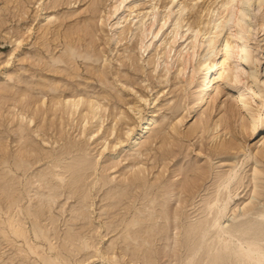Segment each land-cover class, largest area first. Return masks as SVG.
I'll use <instances>...</instances> for the list:
<instances>
[{
  "label": "rangeland",
  "instance_id": "obj_1",
  "mask_svg": "<svg viewBox=\"0 0 264 264\" xmlns=\"http://www.w3.org/2000/svg\"><path fill=\"white\" fill-rule=\"evenodd\" d=\"M91 1L92 0H63L58 7L51 8L52 0H0V95L2 92L8 91L6 95L12 96L10 93L11 90H26V92H29L30 96L38 100L36 105L31 104L29 109L26 108L24 110L19 104L22 103V101L15 103L14 100L11 99L2 104L3 100L0 96V107L1 104L3 107L0 110V114H3V116L0 117V122L5 123L4 126H0V137L3 143L5 142V157L1 159L3 162L0 165V176L4 175L3 179L7 180L6 186L11 185V182L13 181L16 182L13 186L19 188L22 197L19 196V202L12 206V212L9 211L10 209L6 202H0V264H106V262L107 264H143L142 259L137 258L136 256L134 257L133 250L136 246L135 241L129 243L126 242L125 239H129L131 232H135L141 223L144 225L156 223V226L154 227L158 228V224L161 223L159 218L152 222L147 221V218L149 217L148 215L152 212V208L149 206L158 199L159 190L168 184V181L166 180L177 178V176H173V172L180 166H186L187 161L192 164L198 162L209 170L210 177L208 183L205 185V187H209V191L203 190L200 192V195L193 200V205L186 208V211H188L186 212V215L181 216V221H178V228H167L166 232L169 240L158 241L156 245H154L156 247L152 257H155L157 248L164 252L172 250L173 247L176 246L174 240L181 236L180 231H182L183 227L187 226L190 222H195L199 219V216L196 215L199 212V209L203 208L201 207L202 200L206 199L210 194L209 192H211V183L214 181L216 173L225 171L230 165L237 163L238 172L242 175L244 174V179H242L240 187L236 191L233 192V190H231L230 207H228L227 214L223 219V225L229 226L232 224V222H234L231 220L233 213L241 212L243 206L253 199H255L256 202L260 201V204L258 205L259 208L264 207V199L257 198L252 192H250L252 189L250 178L251 168L254 166V148L256 145L261 144L264 137V127H261L260 125L258 126V130L254 137H252L244 132L243 134L241 133L242 130L239 121L235 122L236 125L233 123L234 128H237V130H235L236 138L238 140L237 142L243 148H241L242 150L240 149V151H231L230 153L223 155L211 154L210 151L207 150L209 147L207 144L215 142V140L219 139V136L225 135V137L228 138L229 134H224V130H221L217 134L215 129L210 128L211 130L204 134L203 142L205 143V148H203L199 142L201 135L199 133L189 141L183 140L182 142H178V146L172 148V150L178 151L176 158L171 159L170 156L166 154L167 156L164 160H160L159 162H156L157 165H154L155 158L161 157L160 155L162 153L158 147L162 141H167V145H164L162 148L167 152V150L171 149V143L169 142L177 136L171 130V126L176 123L179 118L184 117L182 123L178 124V127L180 128V131H185L196 122L203 119L205 113H200L196 116V113L190 112L191 100L196 92L195 83L193 82L190 86L186 85V78L179 74L178 61H176L174 67L169 71L166 70L162 59H160L161 63L158 68H156V65L153 63V61L156 60L154 57L155 49L160 50L161 47L163 48L165 43L169 41L175 22L171 21V24L169 23L167 25L168 28L163 36L164 38L162 37L160 40H157L158 42L156 41L154 43L153 48L143 54L139 51L138 45H135L136 35L138 33L136 27L139 25L138 21L140 20L141 15L137 17L134 16L140 11L142 13L150 11L151 6L159 8V12L163 16L167 11L165 6L167 5V7H169L171 5L170 7H174L173 10L175 13L180 9L181 13L179 18L181 21L180 23L183 26L181 30L185 29L191 22L197 21L198 27L204 31L209 27L207 22L212 9L222 15L227 13V10H224V8L220 6L222 0H174V3H171V0H134L131 6H137L134 8L136 13L133 12V14L128 17V20L123 23L125 25L121 24V27H130V31H128V33L125 34L124 39L118 43L115 41L107 43V40L110 37L109 35L111 34V29L108 26L109 23L106 21L110 22L111 19L107 20L106 18L110 6L114 1L96 0L97 3H99L97 5L98 8L94 13L90 9ZM186 5L194 7L191 10H188V8H184ZM71 12L73 13L72 15H67L66 19L62 20L64 14H70ZM258 18L260 19L258 20ZM257 21V23H261L260 16L257 17ZM87 22H92L96 26L93 35L94 37L92 38V40L95 41V51H93L92 48L86 50L84 44L91 40L88 37H86L87 42L81 43L76 40L74 44H70L63 38L65 33L82 27ZM43 27L49 32L44 38V45L41 44L44 35V32L42 31L43 29H41ZM256 32L258 33L254 36L255 41H259L264 47V27L263 30L262 28H258V31ZM227 38H229L228 30H225L222 32L221 40ZM17 41H21V44L19 45ZM181 41L182 40L180 39L179 44ZM180 49L181 47H178V50ZM76 50L81 54L80 57H75L74 52ZM129 57H131L132 60H129ZM69 66L74 68L72 69L75 76L74 78L66 77L64 74L67 72V69H71ZM103 68H106V71H109L107 75L108 79L105 81L108 85L100 82L95 73L93 74L87 71L90 69L93 70V72H96V70H101ZM258 70V80L262 81L264 79V61H261L260 64H258ZM53 73H55V75ZM166 80H168V82H166ZM50 82H58L59 88L54 89L53 85L46 88L43 87L44 84H50ZM260 83H255V86L257 88L260 86L262 87V84ZM215 86H217V83ZM45 90H51V93L56 91L57 94H60L61 92L62 95H69V93L72 92H80L81 97L87 98L88 96L93 99L99 94H108L111 99L108 100L109 98L105 97L100 98V104L104 107L101 109L100 113L103 117L99 122L101 123L103 121V126H101V130L97 135L95 134L93 138L87 141L88 144H86L83 152H74L72 155L55 156L53 158L45 159L37 166L34 165V167L32 166L29 168L26 174H23L22 171L15 170L12 165L14 151H16L18 147L16 145L18 136H14L12 133L15 128L13 124L23 121V123L27 124L29 118L28 115H30L39 104H41V99L44 97V100H46L50 97V95H44ZM183 90L186 93H183ZM140 94L147 100H151L149 103L150 105L147 106L138 102ZM214 96L215 91L212 92V97ZM119 97H122V101H119ZM225 97L227 96L223 95V93L220 94V96H217L216 104L220 106L221 103L225 101ZM7 98L10 99L9 97ZM19 99L20 98L17 97V101ZM258 100V97L255 96V102H252V104L255 105ZM47 105L49 106V103H47ZM133 106H135V108H137L136 106L139 107L141 116L144 115V117H149L153 112L157 115L154 118L156 123L154 124L153 129L145 133L144 138L142 139V146L139 144L132 145V151L129 150L130 148L127 145L126 147L123 146L127 143L125 140V132L129 129L128 127L133 128L131 134L134 133L138 127V115L135 114L138 110L133 112L131 109ZM205 107L203 108L204 111ZM140 108H143V110ZM220 110H222V108L218 107L215 115L213 114L211 116L212 120L215 121L218 118L217 116L219 115ZM110 112L117 113L112 121V117L108 115ZM122 112L127 118L123 120L122 125H120L122 122L118 124V133L120 134L121 139L124 140V145L122 148L121 146H117V150L111 153V151H109V149H111L110 147L109 149L104 150V147L102 146L103 140H98V137L101 136L103 129L105 130L114 125L118 116L120 117L123 115ZM64 117L66 118V116ZM49 118H51V116H49ZM72 119L73 121L69 119V125L65 124L63 126V136L73 142L88 139L89 135H83L81 131L82 125L76 121V117L74 116ZM11 121L14 122L10 124ZM32 123L30 124L28 135L31 139H34L32 141L37 148L43 150V152L55 151L54 149L60 148L62 141H59L58 139V142H55L54 144V141H56L55 137L57 138L58 136H55L53 129L47 130L49 136L46 137L43 136V134H40L39 131H36L38 130V123ZM82 124H85V122H82ZM59 128L61 127H58V129ZM33 130L36 132L34 133ZM38 133L39 135H35ZM42 137H44V140ZM108 139H110L109 141H113L114 136L112 135ZM175 140L178 139L175 138ZM186 147L189 149L186 150ZM199 147L202 148L203 153H200L197 156V152L200 151L198 149ZM130 153H133V157L126 158ZM185 154H187L188 157L183 159ZM132 158L139 160L140 164L133 165ZM83 159L91 161L90 171L93 172L87 180V189L91 194V198L87 199V203L84 207L87 214L86 219L71 221L72 213L70 212V209L76 207L78 201L75 198L67 199L66 195L63 194L61 197L55 199L51 211H47L43 216L44 218L41 217L39 221L33 224L31 214L34 213L33 210H31L33 207L30 205L35 200L31 201L29 198L30 196L32 198L35 197L36 185L38 184V182H36L37 177H35L36 173H39L40 171H50L51 173L52 171L51 176L53 178H58L57 174L63 173L64 166ZM113 163H116V166L110 168ZM163 164H167V171L164 173L165 176L162 180L155 184V177L157 173L161 172ZM137 166L143 168L146 172V187H148V190L155 188L153 189V192L156 194L148 195L145 200H142L141 196H130L118 203V205L111 209V211L109 210L108 214L106 212V204L108 203V200H104L103 198H105L109 189L113 188L112 185H115L130 176L133 169L137 168ZM258 166H261L264 169L263 162L260 161ZM59 178H61V180H67L68 174H64ZM9 179H13V181ZM103 179L108 183L104 185L98 193H95V188L98 187L100 183L102 184ZM31 182H34V184L31 185ZM1 192L2 190H0V193ZM174 201L175 196L174 194H171L170 203L174 204ZM126 206H130V209L124 215L122 222L117 221L125 211L124 208ZM29 207H31V209ZM26 212H28V214H26ZM14 214L20 221L21 231L19 235H16L15 232H13L10 223V216ZM114 215L117 216L114 217L115 221L112 222ZM252 216L253 215L248 218L252 219ZM79 221H81V223ZM115 222L118 226L115 231H112L110 225H113ZM98 225L100 227H98ZM68 230L74 234H78L73 239L74 245H76L73 252H64L61 249L62 244L66 242L65 232ZM43 233L46 234L48 237L47 239H43V235H41ZM49 241L50 244L56 247L55 250L49 248ZM32 248H38V250L41 251L37 254L35 251H32ZM58 250L62 251L60 255L61 257L57 254ZM105 250H108V252L104 253ZM96 251H98V253ZM148 261L147 264H180L179 260L175 258L171 261H166L164 259L162 262H159L155 257Z\"/></svg>",
  "mask_w": 264,
  "mask_h": 264
},
{
  "label": "bare ground",
  "instance_id": "obj_2",
  "mask_svg": "<svg viewBox=\"0 0 264 264\" xmlns=\"http://www.w3.org/2000/svg\"><path fill=\"white\" fill-rule=\"evenodd\" d=\"M62 1L63 0H52L51 8L58 7ZM113 1L114 3L110 6L109 12L107 10L108 16L106 19H111L110 22L106 21L109 23L108 26L111 29V34L109 35L110 37L108 38L107 43L112 41L118 43L124 39L125 34L130 31V27H121V24L126 22L133 12L136 13L134 8L137 7L136 5H134V7L131 6L134 0ZM91 2L90 9L94 13L98 8L97 5L99 2L97 3L96 0H92ZM170 2L174 3V0H171ZM170 6H165L167 11L163 16L159 12V8L155 6H151L150 11L145 13H142L141 11L137 12V15L134 17L141 15V18L138 21L139 25L136 27L138 33L136 35L135 45H138L139 51L143 54L149 49L151 50L154 43L165 35L166 29L168 28L167 25L169 23L171 24V21L175 22L169 41L166 42L160 50L155 49L154 57L156 60L153 61V63L156 65V68H158L161 63L160 59H162L166 70L169 71L174 67L176 61L179 62V74L186 78V85L190 86L193 82L195 83L196 92L191 100L190 112L196 113V116L200 113H205V116L185 131L179 130L180 128L178 127V124L182 123L184 117L179 118L177 122L171 126V130L177 135L175 138L178 140L173 138L172 141L169 142L171 143V149L167 150V152L162 149L164 145H167V141H162L158 147L162 154L160 155V158H155L154 165L156 162L164 160L167 156L166 154H168L171 159L176 158L178 151H174L172 148L178 146V142H182L183 140L189 141L199 133L201 134L199 142L201 143V146L205 148V143L203 142L204 134L208 133L211 130L210 128L215 129L217 134L221 130L225 131L224 134H229L228 138L225 137V135L219 136V139L217 138L218 140H215V142L211 144H207L209 145L207 150L210 151L211 154L223 155L230 153L231 151H240L242 146L237 142L238 140L235 132L237 128H234L235 122L239 121L242 134L244 132L252 137H254L259 125L264 127V79L262 81L258 80V64H260L261 61H264V47L259 41H255L254 39L255 34L258 33L256 32L258 31V28H262L263 30L264 27V0H222L220 6L223 7L224 10H227V13L222 15L212 9L207 22L209 27H206L207 29L204 31L198 27L197 21H195L196 24L195 22H191L185 29L181 30L183 26L181 25L179 18L181 13L180 9L175 13L173 10L174 7ZM193 7L194 6L190 7L189 5L184 6V8H188V10H191ZM72 14V12L70 14H64L62 20L66 19L67 15ZM258 16L261 17V23H257ZM259 19L260 18H258V20ZM95 28L96 26L92 22H87L82 27L65 33L63 38L70 44H74L76 40L81 43L87 42L86 37H88L91 40L84 44L85 48L86 50L92 48L93 51H95V41L92 40ZM41 29H43L42 31L44 32L41 44L44 45V38L49 32L45 27ZM225 30H228L229 38L221 40L222 32ZM180 39L182 41L179 44ZM17 43L20 45L21 41H17ZM178 47H181V49L178 50ZM74 54L75 57L81 56L78 50H76ZM129 60H132V58L129 57ZM72 69L74 68L66 70L67 72L64 73L66 77H75ZM87 71L89 73H95L100 82L108 85L105 83L108 79L107 75L109 73L108 70L106 71V68L96 70V72H93V70L90 69ZM53 74L55 75V73ZM256 81L258 83L261 82L260 84H262V87L260 86L257 88L255 86L257 84ZM166 82H168V80H166ZM216 83L217 86H215ZM50 85H53L54 89L59 88L58 82H50V84H44L43 87H50ZM214 91L215 96L212 97V92ZM7 92L8 91L2 92L0 95L3 100L2 104L11 99H13L15 103L22 101V103L19 104L25 110L26 108L29 109L31 104L36 105L38 102V100L30 96L29 92H26V90H11L10 93L12 96H7ZM184 92L185 91L183 90V93ZM222 93L227 97H225V101L222 102L223 104L221 103V105L218 106L216 104L217 96H220ZM45 94L50 95V97L46 100H44V97L41 99V104H39L30 115H28L29 118L27 124L23 123L24 121L13 124L15 128L12 133L14 136H18V139L16 140V145L18 147L16 146L17 149L14 151L12 165L15 170L22 171L23 174H26L29 168L32 166L34 167V165L37 166L45 159L53 158L55 156L72 155L74 152H83L86 144H88L87 141L93 138L95 134L97 135L101 130V126H103V121L101 123L99 122L103 117L100 112L102 107H104L100 104V98L105 97L109 98L108 100L111 99L108 94H99L95 96V99L88 96L87 98H83L80 96V92H72L69 93V95H62L61 92L60 94H57L56 91L51 93V90H45L44 95ZM255 96L258 97L259 100L254 105L252 102H255ZM17 97L20 98L18 101ZM118 99L119 101H122V97H119ZM150 101L145 97H142L141 94L139 95L138 102H140V104L142 103L148 106L150 105ZM47 103H49V106ZM2 104L0 110L3 108ZM136 107L137 108L133 106L131 109L133 112L138 110L137 113H135L138 115L137 130L134 129L135 132L131 134L133 128L128 127L129 129L125 132V140L127 143L124 145V140L121 139V136L118 133V124L122 122L120 124L122 125L123 120L127 118L122 112L123 115L120 117L118 116V119H116L114 125L112 124V127H108L105 130L103 129L101 136H97L98 140H103L102 146L104 147V150H107L110 147L111 149H109V151L113 153L117 150V146H121L122 148L123 145V147H126L127 145L130 148L129 150L133 149L132 145L139 144L142 146V139L144 138L145 133L153 129V126L156 123L154 118L157 114L153 112L151 116L144 117V115H140L139 107ZM204 107L205 111L203 110ZM218 107L222 108V110H220L219 115L217 114L218 118L214 121L211 119V116L213 114L215 115ZM140 109L143 110V108ZM108 115L112 117V121L117 113L110 112ZM2 116L3 114H0V117ZM49 116H51V118H49ZM64 116H66V118ZM74 116L76 117V121L82 125L81 131L83 135H89L88 139L73 142L63 136V126L65 124L69 125V119L73 121L72 118H74ZM13 122L14 121H11L10 124ZM32 122L38 123V130L36 131H39L43 136L48 137L47 130L53 129L55 136H58L57 138L55 137L56 141H54V144L55 142H58V139L59 141H62L60 148L49 152H43V150L37 148L32 141L34 139H31L28 135L30 124ZM82 122H85V124H82ZM4 124L5 123L0 122V126H4ZM58 127L61 128L58 129ZM33 131L34 133L36 132L35 130ZM39 133L35 135H39ZM112 135L114 136V140L109 141L110 139L108 138ZM42 139L44 140V137H42ZM262 140H260L262 141L261 144L259 141L260 145H256L254 148V166L252 165L253 168H251L250 178L252 189L250 192H252L255 197L263 200L264 169L261 166H258L260 161L264 163V137ZM4 143L0 137V165L3 162L1 159L5 157ZM182 145L184 146L183 143ZM187 149L189 148L186 147V150ZM198 149L200 151L197 152V156L200 153H203L201 147ZM132 154L133 153H130L126 158L133 157ZM187 157L188 155L185 154L183 159ZM90 163L91 161L83 159L67 164L64 166L63 173L57 174L58 178H53L51 176L52 171L51 173L50 171H40L39 173H36L35 177H37L36 182H38V184L36 185L35 197L32 198L30 196L29 198L31 201L35 200L30 205L33 209L29 207L34 213L31 214L33 224L39 221L47 211L50 212L55 199L61 197L63 194L66 195L67 199L75 198L78 201L77 206L70 209V212L72 213L71 221L86 219L87 214L84 207L87 203V199L91 198V194L87 189V180L93 174V172L90 171ZM132 163L133 165L140 164V161L136 158H132ZM114 166H116V163L111 164L110 168ZM166 171L167 164H163L161 172L157 173L155 177V184L162 180ZM238 171L237 163H235L234 165H230L225 171L216 173V177L211 183V192H209L210 194L209 196L207 195L208 197L206 199L202 200L201 207L203 208H200L196 215L199 216V219L195 222H190L187 226L183 227L182 231H180L181 236L174 240L176 246L173 247L172 250L164 252L157 248V251L155 252L157 261L162 262L164 259L166 261H171L175 258L179 260L180 264H264V207H258L260 201L256 202L255 199H253L255 201L248 200L249 202L243 206L241 212L233 213L231 220L234 222L229 226L223 225V219L227 214L228 207H230L231 190H233V192L236 191L240 187V182L244 179V174L242 175ZM145 173L146 172L143 168L137 166V168L133 169L130 176L123 181L112 185L113 188H110L105 198H103L104 200H108V203L106 204V212L108 214L109 210L111 211V209L115 208L118 203L130 196H141V199L145 200L148 195L156 194L153 192V189L155 188L148 190V187H146L147 175ZM64 174H68L67 180H61V178H59ZM173 176H177V178L166 180L168 181V184L159 190L158 199L149 206L152 208V212L148 215L149 217L147 218V221L152 222L159 218L161 223L158 224V228L154 227L156 226V223L144 225L140 222L141 224H139L140 226L138 229L135 232H131L129 239H125V241L129 243L135 241L136 246L133 250L134 257L136 256L137 258L142 259L143 264H147V262H149L148 260L155 258L152 257V254L156 247L154 245H156L158 241L169 240L166 232L167 228H178V221L181 216L186 215V212L188 211H186V208L193 205V200L200 195V192L203 190L209 191V187L207 188L205 185L208 183L210 172L205 166L200 165L198 162L192 164L187 161L186 166H180L173 172ZM3 177L4 175L0 176V190H2L0 193V202H6L10 209L9 211L12 212V206L19 202V198L21 197L20 190L13 186L16 183L13 179H9L13 182H11V185L6 186L7 180H4ZM107 183L108 182L103 179L102 184L100 183L99 186L95 188V193H98ZM33 184L34 182H31V185ZM171 194H174L175 196L174 204L170 203ZM124 209L125 211L117 221L122 222L123 217L130 209V206H126ZM26 214H28V212H26ZM251 215H253V218L249 219L248 217H251ZM12 216H10V223L13 232H15L16 235H19L21 231L20 221L16 218L15 214ZM116 216L117 215L113 216L112 222L115 221L114 217ZM79 222L81 223V221ZM116 222L113 225H110L112 231L117 229L118 224ZM98 227L100 226L98 225ZM41 235H43V239L48 238L45 233ZM77 235L78 234H74L69 230L65 232L66 242L61 246L62 251L73 252L75 250L76 245H74L73 239ZM48 244H50V241ZM49 248L53 250L56 249L52 244H50ZM32 249V251H35L37 254L41 251L38 250V248ZM62 251L58 250L57 254L60 256ZM96 252L98 253V251ZM106 252H108V250L104 251V253Z\"/></svg>",
  "mask_w": 264,
  "mask_h": 264
}]
</instances>
